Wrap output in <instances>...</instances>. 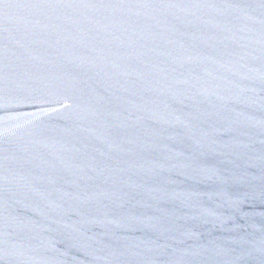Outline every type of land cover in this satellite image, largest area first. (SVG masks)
I'll list each match as a JSON object with an SVG mask.
<instances>
[{"label": "water", "instance_id": "1", "mask_svg": "<svg viewBox=\"0 0 264 264\" xmlns=\"http://www.w3.org/2000/svg\"><path fill=\"white\" fill-rule=\"evenodd\" d=\"M0 264H264V0H0Z\"/></svg>", "mask_w": 264, "mask_h": 264}]
</instances>
